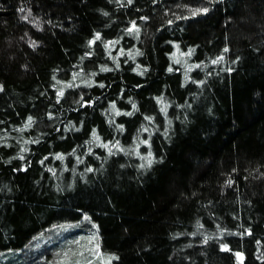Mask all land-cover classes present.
Returning <instances> with one entry per match:
<instances>
[{"label":"trees","instance_id":"1","mask_svg":"<svg viewBox=\"0 0 264 264\" xmlns=\"http://www.w3.org/2000/svg\"><path fill=\"white\" fill-rule=\"evenodd\" d=\"M87 216L114 264H264V0H0L3 264Z\"/></svg>","mask_w":264,"mask_h":264},{"label":"rangeland","instance_id":"2","mask_svg":"<svg viewBox=\"0 0 264 264\" xmlns=\"http://www.w3.org/2000/svg\"><path fill=\"white\" fill-rule=\"evenodd\" d=\"M67 242L71 243V247L68 250L69 252L66 253H72L76 249L81 250L85 247L86 255L92 252L89 259H86L85 256L80 260L81 264H114L115 260H117L115 255L103 253L101 250L99 228L88 216L81 223L59 226L32 241L24 250L25 252H22L24 255H21V258L29 260V258L26 257V254L31 255V253L35 252L38 255L37 251L40 248H43L46 249V253L51 252V258L48 259L50 264H64L63 262L61 263V260L59 261V259L62 249L67 248L65 246ZM11 257L15 258V260H19L13 253H10L0 257V264L11 260ZM40 263L46 264V259L42 256Z\"/></svg>","mask_w":264,"mask_h":264},{"label":"snow or ice","instance_id":"3","mask_svg":"<svg viewBox=\"0 0 264 264\" xmlns=\"http://www.w3.org/2000/svg\"><path fill=\"white\" fill-rule=\"evenodd\" d=\"M129 2H130V0H129ZM203 11L204 12H207V9H203ZM195 14V13H194ZM225 51H227V49H225ZM216 62H218V61H214V63H216ZM29 123H31V120H29ZM225 250H227V249H225Z\"/></svg>","mask_w":264,"mask_h":264}]
</instances>
